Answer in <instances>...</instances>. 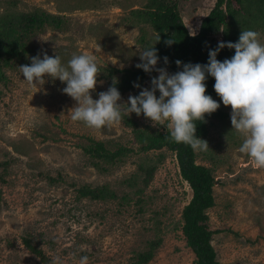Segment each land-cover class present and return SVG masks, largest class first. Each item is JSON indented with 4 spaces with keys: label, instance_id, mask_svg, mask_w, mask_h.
<instances>
[{
    "label": "rangeland",
    "instance_id": "1",
    "mask_svg": "<svg viewBox=\"0 0 264 264\" xmlns=\"http://www.w3.org/2000/svg\"><path fill=\"white\" fill-rule=\"evenodd\" d=\"M146 2L20 0L12 7L1 0L0 12L39 8L63 15L64 31L47 28L32 37L33 57L58 55L67 64L73 53L95 54L100 74H106L102 68L120 69L141 61V37L153 42L148 25L130 20V10ZM177 2L189 33L195 34L215 0ZM260 39L264 42V35ZM30 64L13 59L0 83V264H80L82 256L88 257V264H132L136 253L155 237L161 242L145 264H195L180 228L191 189L179 174L175 154L165 148L139 150L124 116L101 129L73 121L71 109L77 104L62 91L66 83L45 76L42 86L29 84L19 67ZM151 75L148 89L159 73ZM97 81L91 92L94 100L109 88L107 78L99 75ZM132 94L121 93L120 102L126 103ZM217 102L229 118H214L209 124L211 158L196 152L197 162L211 166L214 174L215 204L207 213L210 228L217 232L211 243L221 264H264V168L240 153L244 137L232 127L231 106H224L220 97ZM127 116L140 129L170 128L167 121L153 126L144 115ZM90 139L132 151L119 163L106 165L107 170H98L83 151ZM129 177L133 185L128 187ZM84 184H107L116 197H77L76 189Z\"/></svg>",
    "mask_w": 264,
    "mask_h": 264
},
{
    "label": "trees",
    "instance_id": "2",
    "mask_svg": "<svg viewBox=\"0 0 264 264\" xmlns=\"http://www.w3.org/2000/svg\"><path fill=\"white\" fill-rule=\"evenodd\" d=\"M4 1L12 7L20 2V0ZM130 16V20L141 25H148L154 33L153 42L142 37L140 42L143 49L152 45L157 49L160 59L155 68L165 67L172 74L182 71L184 64H207L210 50H215L220 42H238L241 31H258L261 33L260 38L264 35V0H215L212 8L201 19L195 34L189 33L179 12L177 0H147L142 7L132 8ZM66 24L67 21L63 15L39 8L30 11L0 12V83L6 78L4 68L10 66L13 59L19 58L23 64L31 61L33 57L31 39L34 35L47 28L64 31ZM158 33L160 40L156 42ZM168 39H173L174 43L167 45L165 41ZM234 54V49L225 47L220 49L216 58L222 62L225 59H231ZM164 57L168 58L167 64L164 63ZM177 60L181 61L179 67L175 63ZM139 63L141 61L120 69L108 66L102 68L106 74L102 73L100 76L107 78L109 87L114 85L120 94L132 91V96H136L143 88H146L147 77H151V74L156 72L155 69L149 73L137 68L135 65ZM206 76V95H210L217 102L219 96L213 87L215 79L207 74ZM214 118H229V114L220 106L211 115L206 114L204 122H196V137L207 141L208 144V128ZM124 120L132 127L136 143L140 144L139 150L146 152L165 148L175 154L179 174L191 189V197L181 210L180 228L186 245L194 254L195 264H221L211 243L217 231L210 228L207 213V210L215 204L212 190L213 168L198 163L197 153L189 145L174 142L170 138V128L167 125H163L161 130L140 129L131 116L124 115ZM226 134L228 138L233 137L229 131H226ZM90 140L91 144L84 147L83 151L89 163L98 170H107L106 165L119 163L123 156L132 151L131 148L120 144L110 148L102 140ZM212 149L203 151L204 159L211 158ZM138 169L141 171L142 166L138 165ZM151 171L150 167L147 172L151 174ZM132 178L126 179L128 187L133 185ZM139 191L140 189H136L135 193ZM76 196L107 200L116 197V194L107 184L97 186L84 184L76 189ZM24 241L29 248L36 251L26 239ZM160 242V237L148 240L145 248L136 253L132 264H145L150 261Z\"/></svg>",
    "mask_w": 264,
    "mask_h": 264
},
{
    "label": "clouds",
    "instance_id": "3",
    "mask_svg": "<svg viewBox=\"0 0 264 264\" xmlns=\"http://www.w3.org/2000/svg\"><path fill=\"white\" fill-rule=\"evenodd\" d=\"M260 36L258 31H241L238 42H220L215 50H210L207 64H184L183 70L174 74L165 68L156 69L160 59L157 49L154 45L147 47L139 52L141 63L135 66L149 73L155 69L159 75L151 80V89L143 88L138 95H129L126 103L120 102L121 94L114 85L100 92L98 99L92 98L101 73L95 54L73 53L64 64L58 55L53 58L43 53L42 59L38 54L31 58L30 65L19 68L24 79L35 87L46 82L45 76L66 83L62 91L77 104L71 109L73 121L101 129L121 122L125 114H143L153 126L169 122L170 138L189 145L195 152L209 150L207 141L195 135L196 122H204L206 114L211 115L220 107L206 95L207 74L215 79L214 91L223 105L231 106L232 127L244 137L240 153L264 168V43ZM159 40L158 33L156 42ZM165 43L171 45L174 40ZM225 47L234 49L235 54L231 59L218 61L217 54ZM164 63H168L167 57ZM175 63L181 65L179 60ZM80 264H88V257L82 256Z\"/></svg>",
    "mask_w": 264,
    "mask_h": 264
}]
</instances>
